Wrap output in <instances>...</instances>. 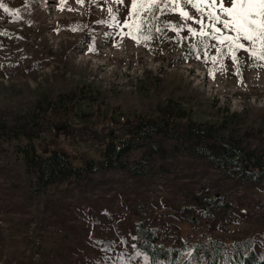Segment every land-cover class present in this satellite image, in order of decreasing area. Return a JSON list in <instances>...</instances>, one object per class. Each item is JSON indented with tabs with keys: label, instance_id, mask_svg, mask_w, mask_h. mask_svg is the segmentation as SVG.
I'll return each instance as SVG.
<instances>
[{
	"label": "rangeland",
	"instance_id": "rangeland-1",
	"mask_svg": "<svg viewBox=\"0 0 264 264\" xmlns=\"http://www.w3.org/2000/svg\"><path fill=\"white\" fill-rule=\"evenodd\" d=\"M3 3L19 19L0 9V264H149L138 226L184 257L176 264H201L192 249L208 238L247 243L264 264V179L215 168L187 130L225 120L223 135L264 160V69L242 64L243 84L232 69L213 79L190 34L121 40L113 0ZM163 119L176 125L129 151L126 168L39 185L19 155L33 145L99 164L111 138Z\"/></svg>",
	"mask_w": 264,
	"mask_h": 264
},
{
	"label": "snow or ice",
	"instance_id": "snow-or-ice-1",
	"mask_svg": "<svg viewBox=\"0 0 264 264\" xmlns=\"http://www.w3.org/2000/svg\"><path fill=\"white\" fill-rule=\"evenodd\" d=\"M77 2L82 3L83 0ZM113 2L120 7L116 8L115 13L109 8L107 10L109 16L117 27L128 29L127 32L120 34L121 40L127 37L136 46L148 47L154 36L157 39L163 36L164 39L172 41L176 38L187 40L190 34L197 39V44L203 50V62L205 64L210 62L213 65L210 69L213 79L216 78L217 72L224 75L232 69V75L238 78V83L243 84L242 64L248 68L264 69V0H113ZM0 9L13 17L12 22L19 19V13L10 12L3 0H0ZM173 15L177 18L168 19ZM161 17L165 19L162 20ZM196 25L199 27H195ZM167 31L173 32L174 37L167 36ZM181 33L186 35L181 36ZM2 34L4 33H0ZM197 44L192 45L190 51H195ZM116 46L119 47V44ZM209 49H214L215 54L209 56ZM195 58L201 59L200 56ZM225 58L231 63L226 65ZM224 264H227V261Z\"/></svg>",
	"mask_w": 264,
	"mask_h": 264
},
{
	"label": "trees",
	"instance_id": "trees-1",
	"mask_svg": "<svg viewBox=\"0 0 264 264\" xmlns=\"http://www.w3.org/2000/svg\"><path fill=\"white\" fill-rule=\"evenodd\" d=\"M52 110L57 113H67L72 110L71 105H61L57 108L54 105ZM58 110V111H57ZM176 122L171 120H161L159 123H135L121 133L111 138L103 153V159L99 164L86 160L78 166L74 165L67 155L59 150L51 152H38L35 146H24L19 150V155L23 158L27 166L37 176L39 185L49 184L56 181H64L70 178H84L88 172L100 171L108 168H126V163L122 162L126 154L137 148L145 146L149 138L162 135ZM188 136L191 139H203L207 141L206 153H201V148L196 147L205 158L209 159L215 168L235 167L241 175L248 181H261L264 179V160L253 153L247 152L237 147L231 139L223 135L224 123L214 126H193L188 125ZM137 242L141 250L148 255L149 264H176L184 257L159 246L153 232L150 229L138 226L136 230ZM191 255L201 264H254L255 255L249 245L231 246L221 241L208 238L197 242L192 249Z\"/></svg>",
	"mask_w": 264,
	"mask_h": 264
}]
</instances>
